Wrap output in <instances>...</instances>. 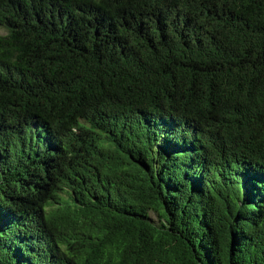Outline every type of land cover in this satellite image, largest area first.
<instances>
[{"label":"trees","instance_id":"16d2710c","mask_svg":"<svg viewBox=\"0 0 264 264\" xmlns=\"http://www.w3.org/2000/svg\"><path fill=\"white\" fill-rule=\"evenodd\" d=\"M0 264H264V0H0Z\"/></svg>","mask_w":264,"mask_h":264},{"label":"rangeland","instance_id":"374dc122","mask_svg":"<svg viewBox=\"0 0 264 264\" xmlns=\"http://www.w3.org/2000/svg\"><path fill=\"white\" fill-rule=\"evenodd\" d=\"M148 218H149V221H150L152 224H154V225H157V224H158V222H157L158 218H157L155 212L151 211V212L149 213V215H148Z\"/></svg>","mask_w":264,"mask_h":264}]
</instances>
